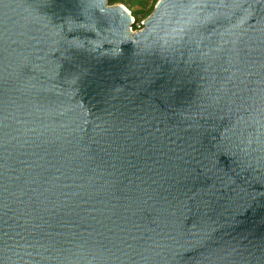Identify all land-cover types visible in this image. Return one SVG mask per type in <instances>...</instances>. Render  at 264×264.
Masks as SVG:
<instances>
[{"label":"water","instance_id":"obj_1","mask_svg":"<svg viewBox=\"0 0 264 264\" xmlns=\"http://www.w3.org/2000/svg\"><path fill=\"white\" fill-rule=\"evenodd\" d=\"M0 0V264H264V0Z\"/></svg>","mask_w":264,"mask_h":264},{"label":"rangeland","instance_id":"obj_2","mask_svg":"<svg viewBox=\"0 0 264 264\" xmlns=\"http://www.w3.org/2000/svg\"><path fill=\"white\" fill-rule=\"evenodd\" d=\"M162 0H106L104 7L108 9L121 8L129 14L132 24L127 33L140 31L145 22L158 10Z\"/></svg>","mask_w":264,"mask_h":264},{"label":"built area","instance_id":"obj_3","mask_svg":"<svg viewBox=\"0 0 264 264\" xmlns=\"http://www.w3.org/2000/svg\"><path fill=\"white\" fill-rule=\"evenodd\" d=\"M133 32H136V31H133Z\"/></svg>","mask_w":264,"mask_h":264}]
</instances>
